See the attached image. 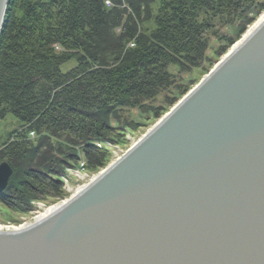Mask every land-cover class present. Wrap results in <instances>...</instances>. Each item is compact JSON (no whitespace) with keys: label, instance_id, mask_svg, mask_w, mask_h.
Listing matches in <instances>:
<instances>
[{"label":"water","instance_id":"1","mask_svg":"<svg viewBox=\"0 0 264 264\" xmlns=\"http://www.w3.org/2000/svg\"><path fill=\"white\" fill-rule=\"evenodd\" d=\"M105 171L0 264H264V23Z\"/></svg>","mask_w":264,"mask_h":264},{"label":"trees","instance_id":"2","mask_svg":"<svg viewBox=\"0 0 264 264\" xmlns=\"http://www.w3.org/2000/svg\"><path fill=\"white\" fill-rule=\"evenodd\" d=\"M9 1L0 37V122L12 114L22 131L0 147V162L13 169L0 203L17 212L64 196L65 170L81 163L64 144L81 147L86 171L105 168L110 154L97 144H125L139 126L129 112L150 123L189 92L169 66L209 73L264 12V0ZM215 19L241 24L208 55L205 33ZM146 22L153 28H143ZM71 60L77 66L64 73ZM31 134L40 135L36 142Z\"/></svg>","mask_w":264,"mask_h":264},{"label":"rangeland","instance_id":"3","mask_svg":"<svg viewBox=\"0 0 264 264\" xmlns=\"http://www.w3.org/2000/svg\"><path fill=\"white\" fill-rule=\"evenodd\" d=\"M260 1H263V0H260ZM123 7H125V6H123ZM158 7H159L158 1L157 2L155 1V4H153L152 7H150V9L153 10L154 15L156 14ZM145 8H147V7L145 6L144 9ZM129 12L131 13L130 10H129ZM263 14H264V12L261 13L253 21L252 24H250L246 27L243 34L240 35V37L238 38L237 41L234 42V44L243 38L244 33ZM142 17L145 18L144 16H142ZM229 20L230 19L224 20L227 23L223 22V20H220V19L209 20L208 25H209L210 29L208 28L209 29L208 32L205 33V36L207 37V40L209 41V47L211 48L210 51L208 52V55L211 54V52L214 48L219 47V44L222 42V39H223L222 37H225V38L230 37L231 38L235 34L238 35V33H236V29H238V27L240 26L239 25V24H241L240 21L238 19H236L233 22H230ZM143 28L152 29L153 28L152 23L146 22L145 25L143 26ZM117 32H120V31L118 30ZM234 44H233V46H234ZM230 49H228V52ZM227 53H225V54H227ZM225 54L220 56L218 61H216L214 63L213 67L223 59V56ZM77 64L78 63H76L75 60H71V62L67 63L66 65H64L62 67V71L64 73L69 72V71H71V69L75 68L77 66ZM168 70H169L170 74L172 76H174L176 79H178V80L182 79L183 80L182 82L184 83V85L189 87L188 93H190L192 88H194L196 85H198L202 81V78L204 76L208 75L213 69H211V71L209 73L202 74V71L197 70V69H194L191 72H182L181 70H179V68L177 66L171 65V66H169ZM187 94L181 96V98L176 102V104L172 105L169 108V110L167 112L163 113V115L159 119H157L156 121H153V122L150 121V123H148L145 115H143V114L139 115L138 112H136V111H133V113H132V111L129 112L130 114L134 115L136 122L139 123V126L136 130H134V132L132 129L125 134L124 138L126 139V143L123 145H113L111 143H107L105 145L107 147H104L102 144H97V148H99V149L102 148V149L108 150V152L110 154V159H109L110 161L108 162V164H110L113 161L114 156H113L112 149L114 150V147L119 146V149L126 151L131 146L132 142H138L140 140V138H143V136L148 132V130H150L153 126H155V124H157L161 120V118L165 117L171 111V109L174 108L179 103V101H181V99L184 96H186ZM164 96H165V93L160 95V97H158V99L156 101L157 105L161 104V102L164 99ZM129 113L127 112V114H125V115H128ZM19 131H22V124L12 114H8V116H6V118L4 120H2V122H0V147L10 137H12L14 132H19ZM39 136L31 134L30 138L32 139V141L36 142V140L38 139ZM53 141L55 143H59V144L62 143L63 144L65 140L53 138ZM64 145H65L64 146L65 149H67V150L78 151L79 161H81L79 168H77L75 170L67 168L65 170V175L62 176V178H61V181L63 184V192H64L63 195L64 196L60 197V198H55V199H53V198L48 199L45 201L33 200L32 207H34V209L30 212H24V211L23 212H17L13 209L11 210V209L7 208L4 204L0 203V225H6V226H12L13 225V226L17 227V226H21L23 224L30 223L33 219L32 217L34 216V213H36L38 211L39 212L42 211L40 206H44V205L50 206V205H55L56 203L66 202V199L70 198V195H68L67 190H66L68 187L65 188V184H64V182H65L64 177L66 176V174L71 175L70 178H72L71 181H69L70 187L76 189L78 187L79 183L81 186L87 184V182L90 179H92L95 176H98V174H100L102 172V170L104 169V168H101L96 173H94V172L91 173V172L86 171L85 170L86 168L84 167V165H86V162L84 161V157H83L84 154H83V150L81 149V147H74L73 148L70 144H68V145L64 144ZM3 162L4 161L0 162V164ZM70 170H72L74 172H76V171L81 172L83 174V176L85 175V179H79L80 180L79 181L78 178H76L77 174L69 173ZM78 193H80V191ZM78 193H77V195H78ZM74 194H75V192H74ZM69 200H71V199H69Z\"/></svg>","mask_w":264,"mask_h":264},{"label":"bare ground","instance_id":"4","mask_svg":"<svg viewBox=\"0 0 264 264\" xmlns=\"http://www.w3.org/2000/svg\"><path fill=\"white\" fill-rule=\"evenodd\" d=\"M263 23H264V14L259 19H257L251 27H249V29L244 33L243 38L234 44V46L229 50V52L223 56V59L227 58V55L230 54L231 52H233L236 48H238L239 46H242V44L244 43V41L247 40L250 36H252L253 33L255 32V30H257ZM151 130H152V128L150 130H148V132L151 131ZM140 139H142V138H140ZM139 141L138 142H133L132 144L134 146H136L139 143ZM116 158H113V161L110 164H108L102 170L101 174H103V173L106 172L105 169H107L108 166H112V165H115L116 163H118L119 162V159H121L122 157L121 156H119V157L117 156ZM87 186H89V184H87ZM84 188L85 187H83L82 190H84ZM77 192H79V190ZM80 192H83V191L80 190ZM69 201L70 200H68L66 202H63V203H61V202L60 203H56L55 205H50V206H47V205L40 206L41 209H42V211L41 212L38 211V212L34 213V216L32 217L33 219H32V221L30 223L23 224V225L17 226V227L16 226H13V225L12 226L0 225V231H2V230H5V231H13L14 229L22 228L23 226L33 225L34 222H38V221L45 220V218H47L48 216H50L53 213H56V211H58L60 208H63L64 205H66L67 202H69Z\"/></svg>","mask_w":264,"mask_h":264},{"label":"built area","instance_id":"5","mask_svg":"<svg viewBox=\"0 0 264 264\" xmlns=\"http://www.w3.org/2000/svg\"><path fill=\"white\" fill-rule=\"evenodd\" d=\"M106 6L108 7V8H112V4H111V2L110 1H107L106 2ZM133 143V142H132ZM107 147V146H106ZM133 147H134V145L133 144H131V146L125 151V150H121V149H119V146L118 147H114V150L112 149V151H113V156H114V158H116L117 156L119 157V156H121V157H123V156H125V155H127V153H129V151L131 150V149H133ZM117 159V158H116ZM84 165V164H83ZM86 165H84V167H85ZM69 173H74V174H77L76 175V178H78V180L79 179H81L82 177V179H85V175L83 176V174L81 173V172H78V171H76V172H74V171H72V170H70L69 171ZM71 177V175H68V174H66V176L64 177V184H65V188H67L66 190H67V193H68V195H70V198L69 199H73V198H75L76 196H77V191L79 190H81L82 191V188L83 187H85L84 188V190L87 188L86 186H87V184H89L90 185V182H92L95 178H96V176H95V178L93 179H90L88 182H87V184H85V185H80V183H79V185H78V187L76 188V189H74V188H71L70 187V182L69 181H71V179L72 178H70ZM80 181V180H79ZM74 192H75V194H74ZM69 199H66V201H68Z\"/></svg>","mask_w":264,"mask_h":264}]
</instances>
